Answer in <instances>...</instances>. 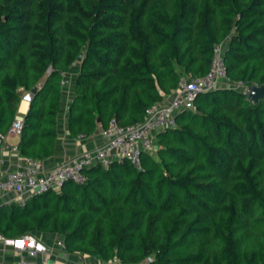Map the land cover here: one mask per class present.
Here are the masks:
<instances>
[{"label": "trees", "instance_id": "16d2710c", "mask_svg": "<svg viewBox=\"0 0 264 264\" xmlns=\"http://www.w3.org/2000/svg\"><path fill=\"white\" fill-rule=\"evenodd\" d=\"M217 45L233 85L179 111L141 168L95 164L82 183L1 204L0 236L58 233L121 264H264V99L237 88L264 84V0H0V132L30 92L19 150L52 157L74 70L72 136L143 122L208 73Z\"/></svg>", "mask_w": 264, "mask_h": 264}, {"label": "built area", "instance_id": "2783aa9c", "mask_svg": "<svg viewBox=\"0 0 264 264\" xmlns=\"http://www.w3.org/2000/svg\"><path fill=\"white\" fill-rule=\"evenodd\" d=\"M221 85L233 84L227 80L224 47L217 45L208 73L182 78L170 99L151 107L143 122L121 126L113 120L103 129L106 139L103 145L53 167H48L43 159L26 157L16 168L0 171V192L12 190L24 194L26 198L33 197L50 189H59L67 180L82 183L87 178L85 169L99 163L109 167L116 160L128 159L136 168H141L142 154L155 148L157 133L165 128L175 127L177 113L194 108L195 99L201 92ZM237 88H242L247 94L251 89L244 85H237ZM23 98L31 101L32 94L27 92ZM23 121V118L19 119L7 134L0 132V145L11 135L21 136ZM19 202H24V199ZM4 243L21 254L17 264H55L50 259L51 248L32 233L17 238H4Z\"/></svg>", "mask_w": 264, "mask_h": 264}, {"label": "crops", "instance_id": "0c3cea01", "mask_svg": "<svg viewBox=\"0 0 264 264\" xmlns=\"http://www.w3.org/2000/svg\"><path fill=\"white\" fill-rule=\"evenodd\" d=\"M74 71L76 72L77 70ZM75 72L66 75L67 84L64 87L62 109L59 115V136L55 154L45 159V163L48 167H53L84 151L100 147L106 142L103 136V128L98 129L95 135L86 139L75 138L69 132L68 109L71 100L75 96ZM169 99L170 98H167V101ZM29 108L30 101L22 98L19 104L16 122L21 118L24 119V115L28 112ZM20 140L21 136L11 135L0 145V171L6 172L12 170L19 164H22L26 159V156L19 150ZM25 198L24 194L12 190L1 191L0 205L13 201L19 202ZM32 234L40 238L51 248L50 259L51 262L55 264H121L117 259L105 261L85 253L70 252L66 249L64 244L65 237L61 234L40 231H35ZM20 256L21 254L18 251L14 250L11 246L5 245L4 238L0 236V262L3 264H17Z\"/></svg>", "mask_w": 264, "mask_h": 264}, {"label": "water", "instance_id": "95a60500", "mask_svg": "<svg viewBox=\"0 0 264 264\" xmlns=\"http://www.w3.org/2000/svg\"><path fill=\"white\" fill-rule=\"evenodd\" d=\"M84 54L81 53L78 57V61L81 62ZM37 91L36 88H33L32 92L35 93ZM248 99L253 103H257L258 100L264 99V84L263 85H253L248 92ZM100 120V119H98Z\"/></svg>", "mask_w": 264, "mask_h": 264}, {"label": "rangeland", "instance_id": "374dc122", "mask_svg": "<svg viewBox=\"0 0 264 264\" xmlns=\"http://www.w3.org/2000/svg\"><path fill=\"white\" fill-rule=\"evenodd\" d=\"M242 90V88H240Z\"/></svg>", "mask_w": 264, "mask_h": 264}]
</instances>
